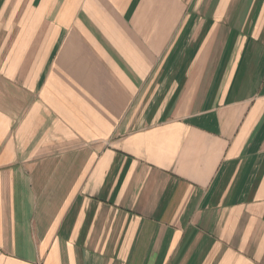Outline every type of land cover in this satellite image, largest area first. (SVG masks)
I'll use <instances>...</instances> for the list:
<instances>
[{
	"label": "crops",
	"instance_id": "0c3cea01",
	"mask_svg": "<svg viewBox=\"0 0 264 264\" xmlns=\"http://www.w3.org/2000/svg\"><path fill=\"white\" fill-rule=\"evenodd\" d=\"M0 264H264V0H0Z\"/></svg>",
	"mask_w": 264,
	"mask_h": 264
}]
</instances>
